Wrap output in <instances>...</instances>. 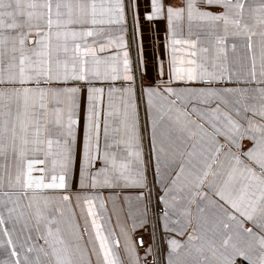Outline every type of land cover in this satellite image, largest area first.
<instances>
[{
  "label": "snow or ice",
  "instance_id": "6c2138e0",
  "mask_svg": "<svg viewBox=\"0 0 264 264\" xmlns=\"http://www.w3.org/2000/svg\"><path fill=\"white\" fill-rule=\"evenodd\" d=\"M0 264H264V0H0Z\"/></svg>",
  "mask_w": 264,
  "mask_h": 264
},
{
  "label": "crops",
  "instance_id": "0c3cea01",
  "mask_svg": "<svg viewBox=\"0 0 264 264\" xmlns=\"http://www.w3.org/2000/svg\"><path fill=\"white\" fill-rule=\"evenodd\" d=\"M105 195H107V193H105Z\"/></svg>",
  "mask_w": 264,
  "mask_h": 264
}]
</instances>
